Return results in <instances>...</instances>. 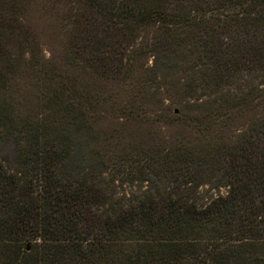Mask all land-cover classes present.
<instances>
[{"label": "trees", "instance_id": "16d2710c", "mask_svg": "<svg viewBox=\"0 0 264 264\" xmlns=\"http://www.w3.org/2000/svg\"><path fill=\"white\" fill-rule=\"evenodd\" d=\"M72 1L95 19L73 35V51L104 77L120 73L123 42L140 30L149 51L185 54L205 67L186 82L189 97L200 86L264 76V0ZM16 13L15 0H0V145L8 113L15 119L3 91L15 65ZM187 28L206 38L184 49ZM243 32L255 38L252 48L234 42ZM75 96L55 95L56 108L85 128L90 113ZM235 100L222 97L218 108H200L191 118L186 111L182 121L188 116L217 132L200 147L174 144L143 159L141 180L156 188L126 204L113 200L100 176H73L70 139L53 138L47 124L24 118L16 165L0 155V264H264V108L226 136L219 129L232 118L222 111L240 115L252 102ZM166 179L170 189L158 187ZM212 182L228 187L227 194L200 202L199 188Z\"/></svg>", "mask_w": 264, "mask_h": 264}, {"label": "rangeland", "instance_id": "374dc122", "mask_svg": "<svg viewBox=\"0 0 264 264\" xmlns=\"http://www.w3.org/2000/svg\"><path fill=\"white\" fill-rule=\"evenodd\" d=\"M15 3V65L3 91L5 107L11 108L15 119L11 122L9 113L3 119L4 139L0 145L1 157L12 165L19 157L17 143L24 141L21 121L29 117L54 129L51 137L70 139L71 143H67L72 154L68 167L73 176L89 172L98 175L102 188L114 201L134 203L135 198L156 188L155 184L141 180L143 159L155 155L160 147L170 148L174 144L200 147L217 132L216 127L206 130L191 121L200 108H218L221 98L229 96L238 102L247 97L252 101L240 115L230 108L222 111L230 112L232 118L229 125L219 129L226 136H234L239 129L249 126L253 114L264 108V76L258 74H244L233 85L219 89L200 86L194 97H189L186 82L193 73L200 75L205 67H196L199 63L193 64L185 54L163 48L149 51L146 43L141 42V30L123 42L127 56L123 57L120 73L104 77L85 68L73 51V35L95 22L86 6L72 0ZM185 37L184 49L201 43L206 34L187 28ZM234 42L243 49L252 48L255 38L243 32ZM55 95L65 101L80 96L92 124L84 128L69 122L56 108ZM96 98L100 103L95 102ZM90 104L96 109L90 110ZM186 111L190 118L185 117L184 122ZM171 184L166 179L158 187L170 189ZM227 191L228 187L218 182L206 183L199 188L197 197L206 203Z\"/></svg>", "mask_w": 264, "mask_h": 264}]
</instances>
